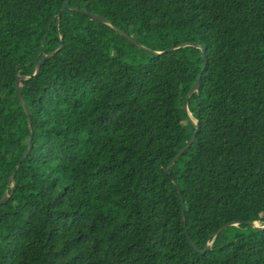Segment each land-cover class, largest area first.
I'll list each match as a JSON object with an SVG mask.
<instances>
[{"label": "trees", "instance_id": "16d2710c", "mask_svg": "<svg viewBox=\"0 0 264 264\" xmlns=\"http://www.w3.org/2000/svg\"><path fill=\"white\" fill-rule=\"evenodd\" d=\"M5 196L0 264H264V0H0Z\"/></svg>", "mask_w": 264, "mask_h": 264}, {"label": "water", "instance_id": "95a60500", "mask_svg": "<svg viewBox=\"0 0 264 264\" xmlns=\"http://www.w3.org/2000/svg\"><path fill=\"white\" fill-rule=\"evenodd\" d=\"M66 9H69V10H72V11H77V12H79L80 14H83V15L89 16L90 18H92V19H94V20H98V21H101V22H104V23L110 24L106 18H104V17H102V16H99V15H97V14H95V13H91V12H89V11L79 10V9H75V8H73V7H70V6L68 5L67 2H64V3H63V6H62L61 9H60L61 11H60L59 15H60L62 12H64ZM115 29L117 30L118 33L122 34L125 38H127V39H128L130 42H132L134 45H136V46H140V44H139V43H138V42H137L132 36H130L129 34H127V33L124 32V31H122V30H121L120 28H118V27H115ZM186 45H193V46H196V47H199V48H200V50H201V55H202V57H203V61H204V63H203V67H202V69H201V70H203V68H204V66H205V63H206V60H205V58H204V49H205V46H204L203 44H197L196 42H182V43L179 44L178 46H176V47H169V48H167L166 50H164V51H162V52H154V51H150V52H151V53H154V54H158V55H160V54H162L163 52L171 51V50H174V49H176V48L183 47V46H186ZM60 49H61V48H59L57 51H60ZM143 49H144V50H147L146 48H143ZM52 55H53V53H52V54H49V55H45L44 58H43V59L37 64V67H36L37 70H36L35 76L38 75V74L40 73L43 63H44L47 59H49ZM200 76H201V73H199V74L197 75V77H196V79H195L193 85L191 86V89H190L189 92L187 93V95H186V97H185V101H184V109H185V111H186V112L188 113V115H189V118H190V120H191V123H192L193 126H194V131H193V133L191 134V138L189 139V141H188V142L186 143V145H185V146H184V147L178 152V154L176 155V157L174 158V160H173V161L171 162V164L168 166V168H167V172H168L169 174H171V167H172V165H173V164H174V163H175V162H176V161H177V160H178V159L184 154V152H185L186 150H188V148L191 146V143L194 141L195 136H196V132H197L198 126H197L196 121H193L192 118H191V114H190V112H189V108H188V103H189V99H190V96H191L192 92H194V91L197 89L198 85H199V82H200ZM23 79H25L24 76L18 77L17 82H16V84H15V86H14L15 91H16V94H17L19 100L21 101L22 106H23V108H24V110H25V112H26V114H27V118H28L29 126H30V129H31L30 144H29V147H28V151H27V153H26L25 156L23 157L22 162H24V161L28 158V156L30 155V153H31L32 150H33V149H32V147H33V142H32V141H33V136H34V132H33V130H32V118H31V114H30V111H29V108H28L27 102H26L25 98L23 97L22 92H21V89H20V86H19V85H20V82H21ZM21 165H22V164H20V166H21ZM20 166L18 167V169L20 168ZM18 169L16 170V172H14V173L12 174L11 179H13V178L15 177V174L17 173ZM176 184H177V183H176ZM177 186H178V184H177ZM178 190H179V192H180L179 187H178ZM14 191H15V189H14V182H13L12 193H14ZM9 199H10V198H9L8 196H5L4 199H3L2 201H0V207L6 205V204L8 203V201H9ZM181 201H182V204L184 205V199H183L182 196H181ZM183 216H184V210H183ZM241 223H242V222H241ZM238 224H240V223H230V224H226V225L222 226L221 228H219V230L216 232V235H217L222 229H224V228H226V227H228V226H233V225H238ZM242 224H249L250 226H252V227H254V228L264 229V227L256 226L254 222H251V223H249V222H243ZM184 228H185V233H186V235H187L188 242H189V244L191 245V248H192L195 252L200 253V254H203V253H205L208 249H210V246L207 245L203 250H199V249L194 245V243L191 241V237H190V235H189V233H188V229H187V225H186V224H184Z\"/></svg>", "mask_w": 264, "mask_h": 264}, {"label": "rangeland", "instance_id": "374dc122", "mask_svg": "<svg viewBox=\"0 0 264 264\" xmlns=\"http://www.w3.org/2000/svg\"><path fill=\"white\" fill-rule=\"evenodd\" d=\"M255 225H256V226H258V223H257V222H255Z\"/></svg>", "mask_w": 264, "mask_h": 264}]
</instances>
